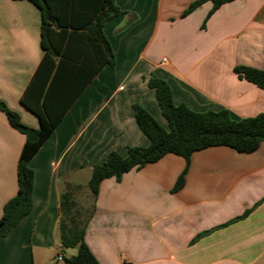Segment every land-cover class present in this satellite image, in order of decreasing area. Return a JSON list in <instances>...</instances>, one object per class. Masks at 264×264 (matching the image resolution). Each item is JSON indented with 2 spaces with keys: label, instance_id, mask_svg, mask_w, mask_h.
Masks as SVG:
<instances>
[{
  "label": "crops",
  "instance_id": "1",
  "mask_svg": "<svg viewBox=\"0 0 264 264\" xmlns=\"http://www.w3.org/2000/svg\"><path fill=\"white\" fill-rule=\"evenodd\" d=\"M104 1L77 0L76 12L86 18ZM195 1L114 0L126 11L104 26L115 67L96 75L32 158L33 208L0 235V264L67 263L82 232L100 264L264 263V142L252 153H193L176 192L186 161L174 154L105 179L98 194L89 187L92 166L111 152L125 157L129 147L150 145L134 104L165 119L144 78L165 80L174 103L196 112L264 113V89L234 73L239 65L264 70V0H235L209 18L213 4L205 2L184 15ZM41 23L32 2L0 0V103L35 129L40 121L22 99L44 56ZM25 142L0 110V219L18 192Z\"/></svg>",
  "mask_w": 264,
  "mask_h": 264
},
{
  "label": "trees",
  "instance_id": "2",
  "mask_svg": "<svg viewBox=\"0 0 264 264\" xmlns=\"http://www.w3.org/2000/svg\"><path fill=\"white\" fill-rule=\"evenodd\" d=\"M41 12L42 62L26 90L22 103L39 119V128H30L21 122L20 116L0 103L11 127L26 136L17 167L18 192L4 207L0 219V235L7 236L33 208L35 172L30 162L52 135L64 114L80 97L100 71L115 67L116 58L112 46L104 34L108 20L122 13L114 0H106L95 14L76 12L77 0H28ZM235 0H197L184 15L205 2L213 4L209 18L224 4ZM59 59V61H57ZM236 76L264 89V70L234 67ZM153 89L166 120L161 125L146 109L134 104L136 122L149 138L148 147H129L127 155L111 152L103 164L92 166L89 187L98 194L102 181L120 180L125 173L155 163L167 154L181 156L186 166L173 191L185 185L193 153L211 147H230L239 153L255 152L264 142V113L252 118L235 119L227 109L196 112L186 104L176 105L169 84L152 75L144 78ZM246 211L239 219L246 217ZM63 243L62 247H67ZM68 264H100L80 235L78 252L67 260ZM130 264V263H126ZM264 264V263H263Z\"/></svg>",
  "mask_w": 264,
  "mask_h": 264
},
{
  "label": "rangeland",
  "instance_id": "3",
  "mask_svg": "<svg viewBox=\"0 0 264 264\" xmlns=\"http://www.w3.org/2000/svg\"><path fill=\"white\" fill-rule=\"evenodd\" d=\"M117 7H119V6H117ZM120 8V7H119ZM120 10L122 11V13H120L119 15H122V14H125L126 13V11H124V10H122L121 8H120ZM119 15H117V16H119ZM152 115V114H151ZM153 116V115H152ZM154 117V116H153ZM156 120H157V118L156 117H154ZM158 122H159V120H157ZM162 123H164L165 125L167 124L166 123V120L165 119H163L162 121H161ZM161 122H159V123H161ZM77 251V250H76ZM62 264H67L66 262H63Z\"/></svg>",
  "mask_w": 264,
  "mask_h": 264
},
{
  "label": "built area",
  "instance_id": "4",
  "mask_svg": "<svg viewBox=\"0 0 264 264\" xmlns=\"http://www.w3.org/2000/svg\"><path fill=\"white\" fill-rule=\"evenodd\" d=\"M57 256H58V260H63L62 248H60V250H59Z\"/></svg>",
  "mask_w": 264,
  "mask_h": 264
}]
</instances>
